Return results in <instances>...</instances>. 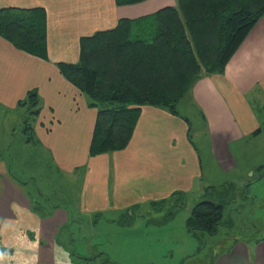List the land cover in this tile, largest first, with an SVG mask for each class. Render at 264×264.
Here are the masks:
<instances>
[{
    "label": "crops",
    "instance_id": "crops-1",
    "mask_svg": "<svg viewBox=\"0 0 264 264\" xmlns=\"http://www.w3.org/2000/svg\"><path fill=\"white\" fill-rule=\"evenodd\" d=\"M175 4V0H147L129 6H116L114 0H0V9L46 11L47 60L23 53L0 38V111L3 118L15 119L16 112L25 108L19 104L26 94L36 92L38 113L22 122L26 128L28 121L32 129L26 143L49 154V171L77 178L81 168L79 213L121 214L160 200L171 206L176 200L172 195L177 193L184 194L187 203L189 194H196L195 200L212 187L202 182L200 149L189 136L188 120L159 108L142 107L125 150L90 157L96 110L56 67L57 63L78 61L80 38L111 30L121 19L134 20ZM186 97L206 130L207 144L202 150L207 151L210 164L214 162L220 174L234 176L239 167L236 156L244 157L252 163L247 167L250 173L241 177L260 175L264 169V150L258 145L264 137V17L224 72L201 77ZM2 126L9 128L5 121ZM6 130L7 138L12 139L14 132ZM5 155L0 156V227L21 219V224L34 223V231L19 230L18 245L0 253V264H264V235L249 240L234 237L218 244L216 237L192 236L186 228L189 216L177 214L163 228L149 231L159 235L154 244L134 233L136 252L126 253L128 257L107 259L98 245L93 246L96 238L90 233L82 237L88 240L81 243L80 250L71 254L63 246L60 256L58 240L63 231H68L71 243H80L69 232L70 212L50 206L48 211L42 210L44 217L34 213L29 200L34 196L27 188L37 185V180L33 175L27 179L14 175V158L7 163ZM178 217L180 222H176ZM10 232L2 233L0 228V238L10 240L15 236ZM25 238L32 240L31 248L22 246ZM154 254L159 257L147 256Z\"/></svg>",
    "mask_w": 264,
    "mask_h": 264
},
{
    "label": "trees",
    "instance_id": "trees-1",
    "mask_svg": "<svg viewBox=\"0 0 264 264\" xmlns=\"http://www.w3.org/2000/svg\"><path fill=\"white\" fill-rule=\"evenodd\" d=\"M114 1L116 6H129L147 0ZM175 1L174 7L134 20L121 19L111 30L80 38L78 61L56 64L60 75L96 110L90 157L125 150L144 106L178 115L177 104L195 83L203 76L222 74L264 17V0ZM0 38L23 53L47 60L46 11L0 9ZM19 105L29 116L37 114L36 92H28ZM25 124L24 134L30 140L32 129L28 121ZM212 190L207 188L206 194ZM172 197L176 200L171 206L167 200L150 204L160 212L167 208L160 224L184 206V194ZM29 200L31 210L44 217L35 198ZM221 221L222 206L204 200L191 209L186 228L194 237L214 236Z\"/></svg>",
    "mask_w": 264,
    "mask_h": 264
},
{
    "label": "rangeland",
    "instance_id": "rangeland-1",
    "mask_svg": "<svg viewBox=\"0 0 264 264\" xmlns=\"http://www.w3.org/2000/svg\"><path fill=\"white\" fill-rule=\"evenodd\" d=\"M176 111L178 115L188 120L189 136L195 146L200 149L202 182L213 187L211 192L205 193L204 196L199 195V198L195 200L196 194H189L187 203H184L185 207L183 206L176 214L181 218L188 217L196 203L210 200L214 204L222 206L221 223L223 225L218 227L216 235L211 237L212 240L216 237L218 244H224L234 237L249 240L264 235V169H262L260 175L256 172L253 179L249 176L242 178V175L250 173L247 167L252 162L244 157L239 158V156H236L237 163H239V167L234 170L236 174L234 176L220 174L214 162L210 164V161L207 160V151L202 150L207 144V138L206 130L197 109L194 110L187 101V97H185L177 104ZM16 114L18 117L15 119H13V116L3 118L0 111V120H4L9 126V128L3 127L4 121L2 125L0 123V156L2 153L6 154L7 163H10L9 159L14 158L11 160V172L14 175L22 177V179H27L29 175L35 177L37 185L30 184L27 191H31L36 204L41 206V210L48 211L50 206H60L70 212L72 221L69 224V232L71 231V237L75 239L74 241L79 240L80 243H71L68 231H63L58 240L60 256L64 252L63 246L68 247L71 254L75 249L80 250L81 243L88 240V238L83 240L82 237L89 235V233L96 238L93 246L98 245L100 252L106 255L107 259L125 258L128 257L126 253H130L131 250L136 252L135 243H132L134 233L140 235L139 237H148L145 242L151 244L159 239V235L150 233V230H157L166 225V223H160L165 220L164 215L167 208L161 212L146 206L133 213L130 212V210L133 211L132 207L129 208L130 210L121 212V214L79 213L82 186L78 178L81 168L78 169L77 178L63 176L56 173L54 169L49 171V154L38 145L26 143L28 135L24 134L23 128L25 127L22 126L25 118H29L26 108L20 109ZM6 129H10L11 133L14 132L12 139L7 138L6 132L8 131ZM24 145L26 147L22 150ZM258 145L261 146V150H264V137ZM227 184H230V188H227ZM128 215H132L134 219H131ZM20 217L22 216L20 215ZM179 217L176 222H180ZM20 222L21 219L17 223L4 222L0 227L2 233L11 231L10 235H15L10 240L0 238L1 254L4 251H11L14 246L18 245L17 232L19 230L27 233L34 231V223L23 222L21 224ZM31 241L30 238L22 239V246L25 245V247L31 248L33 246ZM145 251H148V249H145ZM147 256L149 258L159 257L155 254ZM138 257L141 258V255ZM132 258H135V256L133 255Z\"/></svg>",
    "mask_w": 264,
    "mask_h": 264
}]
</instances>
